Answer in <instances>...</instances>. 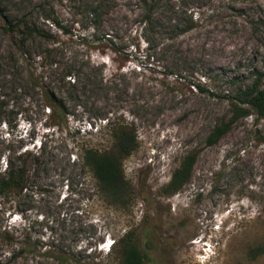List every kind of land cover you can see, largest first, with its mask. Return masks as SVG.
Returning a JSON list of instances; mask_svg holds the SVG:
<instances>
[{"label":"rangeland","instance_id":"obj_1","mask_svg":"<svg viewBox=\"0 0 264 264\" xmlns=\"http://www.w3.org/2000/svg\"><path fill=\"white\" fill-rule=\"evenodd\" d=\"M94 11L93 0H0V171L6 156L40 155L29 192L0 201V263L60 264L51 252L115 264L110 246L134 231L151 264H264V119L207 145L232 98L264 84V0H114L102 26ZM118 121L137 139L123 165L132 203L84 167L86 149L114 147ZM194 149L190 183L166 195Z\"/></svg>","mask_w":264,"mask_h":264},{"label":"trees","instance_id":"obj_2","mask_svg":"<svg viewBox=\"0 0 264 264\" xmlns=\"http://www.w3.org/2000/svg\"><path fill=\"white\" fill-rule=\"evenodd\" d=\"M93 2L95 6L94 15L98 24L102 26L103 17L111 12L114 0H93ZM5 29L11 33L26 34L25 27L21 24L13 25L10 21L6 22ZM262 81L263 79L260 77L253 86L244 91H239L232 98L231 116L217 124L207 138L208 146L217 145L241 120L252 118L255 122H258L264 119V84H262ZM49 99V106L53 107L52 116H54V112L57 111L54 104H58V100L54 94H51ZM59 103L60 108L58 111H63V114H65L63 117L66 119L69 114L66 112L67 107L61 101ZM1 118L0 113V121L2 120ZM109 122L110 119L108 120ZM111 126L115 142L114 147L108 151H100L93 148L86 149L83 153L84 167L92 173L100 192L110 195L116 202L132 203L135 201L137 191L133 184L127 180L123 165L137 149L135 128L119 121L111 123ZM199 154L200 151L198 149H194L187 154L180 167L174 171L169 184L164 187L163 192L166 195L173 196L181 192L190 183ZM14 159L16 163L12 162L13 158L10 155L3 159L5 169L0 171V201H14L15 203L29 192L32 183L31 164L34 161H39L40 155L26 150L18 153ZM71 186L72 184H69V182L66 185L68 190ZM2 234L7 236L8 243L12 244L14 242V235H11L9 230L5 229ZM145 234L149 239L150 230H146ZM150 246V244L147 247L142 245L141 239L136 232L129 231L120 240L114 241L110 250L113 249V254L116 256L115 264H151L152 260L148 254ZM21 251L27 252L28 250L22 249ZM88 251L89 249H80L78 254L82 256ZM93 251L92 249L84 258L91 259ZM260 252H251V256L256 258L261 254ZM46 254L60 264H70L71 262L83 264L81 258L70 257L67 254L52 255L51 252Z\"/></svg>","mask_w":264,"mask_h":264},{"label":"bare ground","instance_id":"obj_3","mask_svg":"<svg viewBox=\"0 0 264 264\" xmlns=\"http://www.w3.org/2000/svg\"><path fill=\"white\" fill-rule=\"evenodd\" d=\"M109 243V242H108ZM187 260V259H186Z\"/></svg>","mask_w":264,"mask_h":264},{"label":"built area","instance_id":"obj_4","mask_svg":"<svg viewBox=\"0 0 264 264\" xmlns=\"http://www.w3.org/2000/svg\"><path fill=\"white\" fill-rule=\"evenodd\" d=\"M111 247V246H110Z\"/></svg>","mask_w":264,"mask_h":264}]
</instances>
